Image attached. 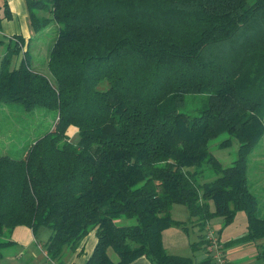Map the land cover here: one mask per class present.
Returning <instances> with one entry per match:
<instances>
[{
	"label": "trees",
	"instance_id": "16d2710c",
	"mask_svg": "<svg viewBox=\"0 0 264 264\" xmlns=\"http://www.w3.org/2000/svg\"><path fill=\"white\" fill-rule=\"evenodd\" d=\"M26 2L49 42L41 55L14 36L0 54V111L17 105L39 119L19 157L0 151V259L25 225L49 228L57 264L91 230L85 264H195L163 247V230L184 224L174 204L200 231L243 211L241 238H264L248 177L264 135V0ZM188 96L198 103L184 112ZM1 123L17 127L11 116ZM222 134L219 147L238 142L227 166L209 149Z\"/></svg>",
	"mask_w": 264,
	"mask_h": 264
},
{
	"label": "crops",
	"instance_id": "0c3cea01",
	"mask_svg": "<svg viewBox=\"0 0 264 264\" xmlns=\"http://www.w3.org/2000/svg\"><path fill=\"white\" fill-rule=\"evenodd\" d=\"M14 36H19L25 41L22 48H25L29 41L37 36L29 20L27 2L26 0H0V38L4 42L6 40L14 41ZM178 205L181 204L172 206L171 216L175 220L183 221V227L172 226L163 230V247L169 254L189 256L195 264H198L207 257L205 252L198 251L201 246L204 250V244H194L200 240L203 231H200V227L193 222V219L188 220L187 209ZM187 223L193 225L191 235ZM222 225L225 224L222 223ZM37 231L38 229L33 231L25 225L14 227L9 236L11 242L3 248L0 264H57L45 252L44 245L50 235V230ZM215 231L220 237L219 231L217 229ZM245 232L246 226L241 236L232 237L227 244L242 239ZM95 243V231L91 230L75 249L65 250L61 264H85ZM263 244L264 238L254 244L255 247L231 253V256L228 254L230 264H264V258L258 257V251ZM131 264H149V261L145 256H140L134 259Z\"/></svg>",
	"mask_w": 264,
	"mask_h": 264
},
{
	"label": "rangeland",
	"instance_id": "374dc122",
	"mask_svg": "<svg viewBox=\"0 0 264 264\" xmlns=\"http://www.w3.org/2000/svg\"><path fill=\"white\" fill-rule=\"evenodd\" d=\"M48 28V27H47ZM47 28L42 29L39 33H37V37L35 40H32L29 44L30 48H35L37 52L40 54H44L46 50L47 43L49 42V36L45 35V31ZM8 41L6 40L5 43L0 44V54H3L6 50ZM33 54V53H32ZM41 57V56H40ZM16 55L13 57L16 61ZM198 99L193 98L192 96H188L186 98V104L182 108L184 112H188L193 110V108L197 105ZM7 111V112H6ZM1 112L0 115V151H5L7 154L13 155L15 157H19L22 154V151L27 146V144L37 135V131L35 129L34 121H38L35 117L31 116V113L25 112L22 107L14 105L10 107L9 110H5L4 113ZM11 116L12 120L17 122V127L15 128L14 132L11 129L12 124L9 126H4L1 123L2 117ZM5 123V122H4ZM11 129V130H10ZM75 130L71 128L68 130V133L72 140L76 138ZM13 132V133H12ZM10 134L8 137V141H5V136ZM226 134L219 135L215 137L209 146L211 153L219 159L223 166L229 165L236 157L237 154V147L238 142L235 139H232V142L227 147H219L218 143L226 138ZM2 153V152H0ZM249 169H248V177L251 183V190L256 194L259 203L264 204V135L259 140V142L254 147L252 153L249 155ZM206 179L210 180L213 178V175L208 171L206 173ZM179 207L183 208L185 206L178 205ZM211 209H213V203H211ZM220 221V223H219ZM223 218L218 215H213L209 219V224L211 225L212 229L215 231H219L220 233V240L224 243V253L226 257L229 259V255L231 253L239 252L246 250L248 247H255L254 244L261 241V239L257 240H247V239H238L227 244V242L232 239V237L241 236L242 231L246 226V215L243 211H237L234 215L231 222L228 224L222 225ZM187 227L189 230V234L191 235L193 225L187 223ZM49 230L46 226H40L38 231H46ZM37 231V232H38ZM226 243V244H225ZM198 251L205 252L201 247L198 248ZM114 255V254H113ZM207 256V255H206ZM236 255L234 254V257ZM233 257V256H232ZM209 258V257H208ZM210 259V258H209ZM262 261V260H260Z\"/></svg>",
	"mask_w": 264,
	"mask_h": 264
},
{
	"label": "built area",
	"instance_id": "2783aa9c",
	"mask_svg": "<svg viewBox=\"0 0 264 264\" xmlns=\"http://www.w3.org/2000/svg\"><path fill=\"white\" fill-rule=\"evenodd\" d=\"M203 239L206 255L212 264H230L224 253V243L221 242L209 223H206L203 228Z\"/></svg>",
	"mask_w": 264,
	"mask_h": 264
}]
</instances>
